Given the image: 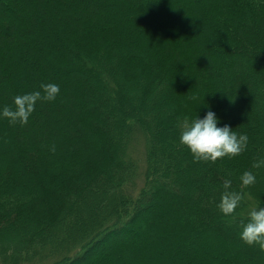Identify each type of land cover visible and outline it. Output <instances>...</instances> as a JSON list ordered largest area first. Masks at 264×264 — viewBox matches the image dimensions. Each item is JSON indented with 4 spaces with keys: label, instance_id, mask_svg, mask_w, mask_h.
<instances>
[{
    "label": "trees",
    "instance_id": "1",
    "mask_svg": "<svg viewBox=\"0 0 264 264\" xmlns=\"http://www.w3.org/2000/svg\"><path fill=\"white\" fill-rule=\"evenodd\" d=\"M48 83L27 125L0 115V264H264L239 226L264 207V0H0V113ZM208 111L243 153L193 162L180 124Z\"/></svg>",
    "mask_w": 264,
    "mask_h": 264
},
{
    "label": "clouds",
    "instance_id": "2",
    "mask_svg": "<svg viewBox=\"0 0 264 264\" xmlns=\"http://www.w3.org/2000/svg\"><path fill=\"white\" fill-rule=\"evenodd\" d=\"M41 89L42 92L17 95L14 97V107L4 106L0 115L12 125H27L38 101L52 102L60 94V87L55 83L41 84ZM219 119L215 112L208 111L202 119L196 117L190 121L185 117L180 124V143L190 151L194 163H216L226 157L239 156L246 150L249 143L247 134H237L229 125L219 127ZM52 151H55V146ZM252 167L254 169L264 167V158L254 161ZM240 180L241 191L238 192L231 189L232 180L225 179L220 202L217 205L224 216L231 218L229 223L237 222L236 210L241 207L246 195L243 189L257 182L256 176L251 171H245ZM239 226L242 229L241 240L248 246H258L260 251H264V207L257 205L252 208L248 212L247 222L239 220Z\"/></svg>",
    "mask_w": 264,
    "mask_h": 264
},
{
    "label": "rangeland",
    "instance_id": "3",
    "mask_svg": "<svg viewBox=\"0 0 264 264\" xmlns=\"http://www.w3.org/2000/svg\"><path fill=\"white\" fill-rule=\"evenodd\" d=\"M134 152L138 158H140V162L143 163L145 158V142L141 138H137L136 141H134ZM140 187L142 186V182L139 183ZM31 264V263H27Z\"/></svg>",
    "mask_w": 264,
    "mask_h": 264
}]
</instances>
